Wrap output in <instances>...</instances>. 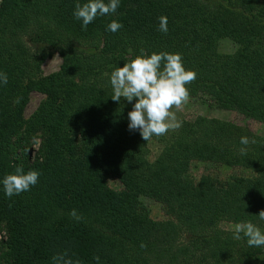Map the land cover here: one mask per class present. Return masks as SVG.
<instances>
[{
	"label": "trees",
	"instance_id": "trees-1",
	"mask_svg": "<svg viewBox=\"0 0 264 264\" xmlns=\"http://www.w3.org/2000/svg\"><path fill=\"white\" fill-rule=\"evenodd\" d=\"M77 2L87 0H0V72L8 77L0 83V181L18 166L40 173L29 191L11 198L0 183V264H54L65 253L73 264H264V247L217 227L227 219L264 231L257 216L264 210V136L199 115L183 120L171 138L159 136L168 151L149 162L147 141L128 128L135 100L113 101L110 84L111 71L127 60L118 43L132 47V57L141 49L179 53L197 74L186 85L190 99L264 122V9L254 0L242 9L235 0H120L115 13L84 29L73 15ZM160 16L167 33L159 30ZM112 20L123 27L108 31ZM101 36L103 47L95 39ZM223 39L236 45L231 53L220 51ZM53 52L75 81L37 75ZM34 89L47 100L27 127L41 138L31 159L26 142L14 137ZM241 136L250 143L242 145ZM192 160L252 174L192 181ZM110 177L121 190L107 185ZM142 196L161 201L175 227L152 219ZM73 209L79 220L69 215Z\"/></svg>",
	"mask_w": 264,
	"mask_h": 264
},
{
	"label": "clouds",
	"instance_id": "clouds-1",
	"mask_svg": "<svg viewBox=\"0 0 264 264\" xmlns=\"http://www.w3.org/2000/svg\"><path fill=\"white\" fill-rule=\"evenodd\" d=\"M120 5V0H87V2L75 4L74 17L82 21L84 29L92 23L97 16H105L116 12ZM159 30L167 33L168 20L166 16H160ZM123 27L121 23L112 20L107 25V30L117 32ZM107 75V74H106ZM197 74L186 69L183 59L179 53H169L161 51L147 54L144 49L139 55H134L124 63L123 67H114L110 73V84L113 90L111 99L120 102L121 98L132 104L131 111L128 112V128L138 131L143 140L149 141L154 135L159 137L170 130L178 129L181 124L177 119L176 112L170 111L173 106L179 109L182 103H186L190 97L186 85L196 80ZM0 83H8L7 74L0 72ZM15 103H19L17 98ZM254 142V141H252ZM240 143L247 145L250 143L247 136H241ZM242 154L246 153L245 148L240 149ZM40 173L35 170L24 171L18 166L13 173L6 174L2 181L3 190L7 197L19 195L29 191L37 184ZM69 215L76 219L75 209ZM260 220H264V210L257 215ZM242 234V235H241ZM246 238L249 247H264V231L250 221L235 224L233 239L240 240ZM143 243L141 247H145ZM66 253L53 257L54 264H73L71 259H65ZM98 262L99 256L94 257ZM80 264V261H75Z\"/></svg>",
	"mask_w": 264,
	"mask_h": 264
},
{
	"label": "rangeland",
	"instance_id": "rangeland-1",
	"mask_svg": "<svg viewBox=\"0 0 264 264\" xmlns=\"http://www.w3.org/2000/svg\"><path fill=\"white\" fill-rule=\"evenodd\" d=\"M246 0H235V3L242 9V4ZM254 6L257 9H264V0H254ZM100 46H105V39L101 36L95 38ZM236 45L228 39H223L220 42V51L222 53H231L235 49ZM119 52L126 55L127 62L132 58L131 53H133L132 47L127 43L122 42L117 44ZM38 76L48 78L50 76L63 78L64 81H75V76H69V73L64 70L62 65V60L57 52H53L46 56L41 62H39ZM70 85V84H69ZM47 100V93L40 90L34 89L30 91L28 100L23 105L20 113V119L18 121L19 131L14 137V141L17 140L20 145L25 141L26 146L29 148L28 156L29 158H34L38 154V148L41 141L40 132L37 130L31 133L27 130L29 129V123L34 119V115L37 113L39 107L45 103ZM61 100V96L57 95L56 103ZM170 111H175L176 116L180 124L183 120L193 121L197 116L202 115L206 117L218 118L221 120L229 121L245 130H250L255 134L264 136V122L256 120L252 117L243 115L234 110L211 108L209 106L202 105L193 99H188L186 103H182L179 109L175 106ZM176 131L170 130L162 137L171 138L172 134ZM157 136H153L146 144V152L143 153L144 157L149 162H154L158 157L163 156L164 153L168 151V148L159 141ZM19 150H17V153ZM189 178L192 181H198L199 179L205 177L208 179H219L224 180L231 175L234 176H249L252 174L251 170L248 168L240 166H231L223 164L216 161H202V160H192L189 164ZM107 185L113 190H121L122 183L115 177H110L107 179ZM140 203L145 205L149 210V215L152 219L157 220L161 225H166L168 229L175 227V223L172 218L168 215L165 205L152 197L142 196L140 198ZM237 224L231 220L221 219L217 221V227L224 231L234 232V226ZM4 230H0V253L4 247L3 240L5 239Z\"/></svg>",
	"mask_w": 264,
	"mask_h": 264
}]
</instances>
